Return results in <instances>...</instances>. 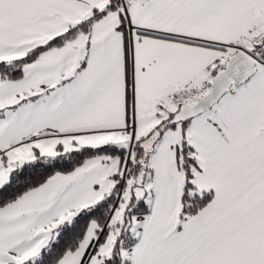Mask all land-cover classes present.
Returning a JSON list of instances; mask_svg holds the SVG:
<instances>
[{
  "label": "snow or ice",
  "instance_id": "snow-or-ice-1",
  "mask_svg": "<svg viewBox=\"0 0 264 264\" xmlns=\"http://www.w3.org/2000/svg\"><path fill=\"white\" fill-rule=\"evenodd\" d=\"M0 264H264V0H0Z\"/></svg>",
  "mask_w": 264,
  "mask_h": 264
}]
</instances>
